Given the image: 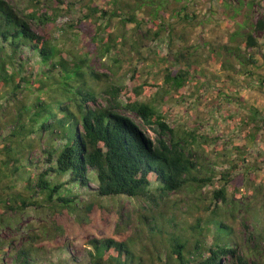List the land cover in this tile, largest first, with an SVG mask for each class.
I'll list each match as a JSON object with an SVG mask.
<instances>
[{
    "label": "rangeland",
    "instance_id": "obj_1",
    "mask_svg": "<svg viewBox=\"0 0 264 264\" xmlns=\"http://www.w3.org/2000/svg\"><path fill=\"white\" fill-rule=\"evenodd\" d=\"M7 1L22 15L40 8L47 20L43 24L31 21V26L45 32L61 53L77 61L85 59L86 65L106 75L92 80L84 69L96 104H107L106 90L112 85L131 89L146 83L134 99L155 105L185 139L196 160L194 174L210 181L172 192L154 203L122 194L93 197V179L83 188L65 183L67 174L48 172L50 183H64L59 194L72 199L63 202L61 210L72 213L78 209L82 224H77L74 214L60 215L45 203L40 207L33 203L4 215V223L12 224L0 227V240L15 246L31 243L34 264H88L89 240L95 235L113 236L128 242L141 257L140 264H165L172 261L168 237L180 234L188 240L185 255L194 263L217 238L213 220L204 224L216 205L219 214L215 219L232 227L233 246L249 264H264V86L260 89L257 84V78L264 75V26L257 25L264 21V0H39V5L36 0ZM91 7L100 11L93 13ZM248 34L257 45H247ZM106 41L108 53H104ZM19 56L27 76L40 77L48 84L39 93V83L31 90L22 89L17 94L19 101L31 103L37 95L44 100L55 95L51 79L41 75L48 66L37 54L23 49ZM248 56L255 63L244 59ZM180 68L188 70V81L176 90L164 76ZM244 69L254 74H243ZM4 99L0 96L11 107ZM119 99L126 100L123 94ZM120 111L139 121L134 113ZM191 135L195 144H190ZM28 157L31 174L17 176L19 189L29 178L34 183L49 165L38 148ZM222 185L226 187L225 203L212 194ZM90 202L93 210L85 211ZM198 218L203 221L199 237ZM12 237L16 240L11 242ZM196 237L199 248L195 249ZM3 257L11 262L10 254ZM221 264H233V260L222 258Z\"/></svg>",
    "mask_w": 264,
    "mask_h": 264
},
{
    "label": "trees",
    "instance_id": "obj_2",
    "mask_svg": "<svg viewBox=\"0 0 264 264\" xmlns=\"http://www.w3.org/2000/svg\"><path fill=\"white\" fill-rule=\"evenodd\" d=\"M36 4L39 5L40 1L36 0ZM90 9L93 13L100 11L97 7ZM38 10L40 8L22 15L7 0H0V96L11 104V107H6L0 101V227L12 224V221L4 223V215L22 211L33 203L37 207L45 203L49 210L60 215H79L76 214L78 209L72 213L61 210V204L72 199L59 194L64 183H50L46 179L48 172L56 176L67 174L65 183H76L83 188H87L93 179V197L122 194L145 197L154 203L172 192L210 181L208 177L194 174L196 160L191 150L186 148L185 139L167 123L155 105L134 99L146 83L131 89L112 85L106 90L107 104H96V96L85 78L84 69L88 70L92 80L97 81L106 75L86 65L85 59L77 61L61 53L45 32L33 28L31 21L43 24L47 20L46 13ZM185 18L190 20L187 15ZM258 23L264 26L263 20ZM246 41L248 46L257 45L250 34ZM104 46V53H108L109 42H104ZM23 49L37 54L48 66L41 70V75L51 79V85L55 87V95L49 96L48 100L37 95L31 103H22L17 98L22 89L31 90L35 83H39L36 85L38 93L48 86L40 77L26 75L19 56ZM261 56L264 64V51ZM244 59L255 63L251 56ZM176 60L179 62L178 58ZM188 74V70L180 68L175 73H166L164 79L178 90L187 83ZM243 74L252 76L254 73L244 69ZM257 80L258 87L263 88L264 75ZM120 94L126 98L124 103L119 99ZM121 109L134 113L139 121ZM148 130H152L154 137ZM190 138V144L194 143L195 137L191 135ZM34 148L45 154L44 160L49 165L38 173L34 183L29 178L32 174L23 189H19L17 176L28 172V164H32L28 156ZM153 182L156 185L151 187ZM212 194L214 199L225 203L224 185L213 190ZM215 206L204 221V224H209L212 219L217 232L216 240L205 248L206 254L193 259L192 263L185 255L188 240L180 234H172L168 237V253L172 261L170 259L165 264H221L222 258L227 257L233 260V264H249L233 246L232 227L222 219H215L219 214ZM93 207V202H90L84 210L92 211ZM201 222L198 218L195 224L198 237L202 232ZM77 224H82V217L78 216ZM149 229L153 228L149 226ZM198 237L194 241L195 249L199 248ZM10 240L16 239L12 237ZM89 245L92 250L89 251L88 264H140L141 257L120 238L95 235L89 240ZM0 249L3 251L0 264L36 262L31 243L20 242L15 246L10 241L0 240ZM5 254H10L11 262L5 261Z\"/></svg>",
    "mask_w": 264,
    "mask_h": 264
}]
</instances>
